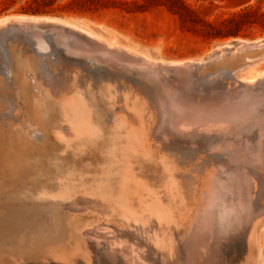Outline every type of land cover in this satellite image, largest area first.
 <instances>
[{"label": "rangeland", "instance_id": "374dc122", "mask_svg": "<svg viewBox=\"0 0 264 264\" xmlns=\"http://www.w3.org/2000/svg\"><path fill=\"white\" fill-rule=\"evenodd\" d=\"M36 1L37 0H0V19L13 16L31 15L34 17L48 16L51 18H58L70 22L80 29L93 34L102 42L114 46V48L121 53L125 50L129 55H141L154 62L185 64L192 62L193 66L191 68V75L186 77L188 80L184 75H180L175 71L159 69L160 71L157 74L153 73L152 76L149 74L150 70L138 69L139 73L144 75L143 78L147 87H150L151 89L153 88V94L151 93L153 95L151 103L155 104L156 107L160 100L159 96L166 98L169 95L175 99V101H185L188 103L192 101L191 104H197V102H200L199 104L201 105L202 101L204 104V101L215 102L214 100H219L220 103H224V100H228L229 95H239L237 93L243 95V93L247 92L248 88L244 87V84L242 83L243 81L248 82L255 80L253 83L251 82L252 87L255 90L251 89L250 92H254L253 94H249H251L250 97L253 100L258 99L259 94L263 95V98H260V100L263 101H261L262 105L260 104L259 108L264 111V77H262L264 76V18L259 16L261 13H264V0H180L182 6L176 11L168 9L164 5V0H101V3L106 4L105 7H100V9L96 11L94 10L95 4H89L94 10L89 13H73L60 9L61 6H64L70 0H57L52 9L48 8L47 10H54V13H35L34 10L38 8ZM74 8L77 9L79 6L76 5ZM244 10H253L254 14L237 18V20H231L234 14L240 13ZM227 20H229V22H225ZM11 31V28L3 30L0 28V219L5 217L7 213L11 212V208L17 205L27 206V204L33 203V199H36L34 194L37 193L38 195H36L40 197L39 195L41 192L48 190L46 186L51 185L54 182L56 183L59 179L60 181H64L66 177L63 176L65 178L63 179L62 177L61 179L59 176L70 169L72 174L69 179L73 185L76 184L77 186H83V188L86 189V193L89 194L102 195L105 199L114 200L115 202L130 203L129 205L133 210L136 209L134 202L139 203L143 200L144 202L152 201L156 203L170 218L174 219L186 217L191 208L192 213L190 212L189 218L191 221H196L209 212L207 209L214 205L215 202L213 196L218 193L221 186H225L226 184V169L223 171L220 166H218L216 171H220L216 172L213 169L215 167L209 169V167H207L208 165L205 166L206 169H199V166L202 164L201 162H198L197 165H200L195 171V159L193 160L189 153L181 151V153L176 152L177 156L174 158L172 157L174 153L168 155L170 162L165 169V171L167 170V173L163 172L158 165H154L152 162L153 160L147 162L145 160L140 161L141 159L138 155V158L133 159L131 164L127 166V170L123 166H119L120 170L118 171V175L117 177H114L109 170V153L104 149L102 142L97 149L90 148L87 145L84 146V144L79 143V136H75L74 134H68L67 141H64L59 138L60 136L56 135V131L53 127L54 124L49 120H46L47 118L44 117V119L41 120L39 117L35 118L34 109L36 104L40 102L39 99L43 97L42 95L44 93L49 94V91L51 90L50 85L46 83H51V80L54 82L59 81V85L64 84L62 86L66 85L67 78H69L70 75L75 79L76 83L80 85H85L83 80L88 83L93 81L88 86V90L91 89V94L89 93V95L92 96V98L94 97V103L95 105H98L100 102V95L102 94L101 89L104 88H100L102 84L99 82L98 84L91 76H88L89 73L95 71V67L89 66V63H95L97 65L101 64L100 66L105 63L107 64L104 66L108 67L110 73L107 77H105V75L102 76V74V80L106 85L109 84L111 86L113 84L112 86L114 88L116 87L114 90L117 89V100H120L123 91L120 89L121 85H114L113 78L115 77L117 80L121 78L120 80H122L123 77V79H125L126 77L123 76V74L127 73V71L124 69L132 71L137 68L133 67L128 62L120 61L116 63L115 61L114 63V61L112 62V60L108 58V60H106V57L102 56L101 51L99 52L97 50L96 45L79 38V35L74 36L64 34L59 31L57 32L56 30L52 31V34H43L42 32L36 31L30 33L28 30L19 28L14 29V34L10 33ZM37 37L43 39L44 43L42 42L41 48L43 50L48 48L44 51L45 53L39 52L42 56L46 55L48 60L45 59L44 61L41 55H35L39 50V46L36 43ZM56 39L61 42L70 39H73V41L75 40L74 43L80 45L79 51L81 53L79 51L77 53L71 52L70 57L74 59H87L84 61V66L90 70L88 71L81 65L74 64L69 60L68 62L64 61L65 63L55 61L48 50L55 47ZM245 45H248L249 47L246 50H242V47ZM86 48L88 50H86ZM73 54H75V56ZM27 58L29 59L27 60ZM52 59L54 61H52ZM42 61L45 62V67L51 71L50 74L53 75H50L52 79L49 81L47 80L48 76L42 74ZM29 64L32 66H28ZM57 64L59 66L65 64L64 67L69 65L71 68H68L67 70L65 69V75L62 76L55 69ZM120 64L124 65L121 66ZM30 68H32V70ZM118 68H121V70ZM96 69L99 70V67ZM141 70L143 72H141ZM182 76H184V79L181 78ZM90 78H92V80H90ZM159 78L163 79L162 83L159 81ZM28 79H31L32 81ZM180 84H182V87ZM23 85L34 87L33 95L35 98L32 95L31 97L28 95L29 98L27 97V86ZM106 85L105 87H107ZM50 93L52 92L50 91ZM16 94L18 95L16 96ZM133 96L134 94L132 97ZM136 97L134 98L137 100H144L143 96L140 97L138 95ZM44 98L45 97L42 99ZM107 117L108 115L104 116L103 125L106 130L103 133L104 137L107 134ZM38 119L40 121H38ZM10 125L11 127H9ZM105 138H107V136ZM191 145L193 144L188 143V146ZM28 148H30V150ZM170 157L172 159H170ZM217 159L218 158H215L216 162L220 160ZM223 164L225 165L226 163L223 162ZM225 166L228 165L226 164ZM200 170H203V172ZM207 170L209 174L218 176L212 181L214 187L211 183L200 185L198 182L193 183L194 180L191 182V178L197 179L198 177H207ZM174 179H178V186L174 183ZM219 179H222V181L217 184ZM70 181H68V183ZM259 186L260 187H258L256 191L257 200L262 199V197L264 198V196L261 195V183H259ZM173 187H179L175 194L172 192ZM131 188L135 190L136 195H138L136 198L135 195L130 192ZM37 190L38 192H36ZM50 190L51 188H49L48 191ZM197 192H199V194ZM165 193L171 194L174 200L173 204L163 200ZM51 196L53 197L49 200L55 198L54 193H52ZM234 197L233 201L238 202L236 196ZM226 198L225 202L230 203V195L229 198ZM84 205H90V203H84L80 206ZM216 208L220 209V207L218 208V206H216L213 211L208 213H211L213 217L215 216L217 221L214 228V233L216 234L213 233L214 235L212 234V239L209 240V243L210 241H213L210 244V250L213 254L215 253V256H217V258L214 259L215 262H211V264L221 263L219 262L221 257V242H216L218 240L215 238L218 237L217 239H219L220 236H225L223 229H227L220 225L222 224V210H217ZM27 209L31 208L28 207ZM41 209L42 210L39 212L40 215L36 211L27 212L29 215L27 218L31 219H29L30 221L28 223L24 222V226L27 225L28 227L26 230L31 232L35 231V224L38 222L47 223L50 226L51 224H54L56 226L58 223H54V221H60L68 216L66 222L63 223L64 226L61 225L64 241L62 242V240L58 238L52 242L63 248H67L66 246H68V244L66 245V242L69 236L72 239L69 238L71 244L75 242L77 237L73 231L76 232V227L80 228L82 224L80 222L79 225H74L73 223L77 221V219L74 220L71 215H75L78 218H80V216L84 218L91 217L92 215L94 220L91 219L88 224L97 221L94 223L95 226L100 224L101 221L96 218L97 215L95 216V214H90L83 210L69 209L65 211V216H61L57 215L58 213H55V211H53V215L50 214L48 207ZM134 211L137 212L136 210ZM168 211L170 213H168ZM110 214L107 213L106 216L112 220L118 221L119 223L125 221V218L120 219L115 213L114 215H112L113 213ZM255 220L257 221L256 227L258 228L256 237L254 235L252 239L254 251L252 252V257L251 260L248 261V264H250L251 261L253 264H264V211L257 215ZM123 223L125 224V222ZM235 224L236 223H234V225ZM220 226L222 235H219L218 233L220 231ZM229 226L231 228L233 227L232 225ZM4 228H1V231ZM6 230L8 229L6 228ZM1 231L0 237L3 241H0V256L2 257L0 259V264L2 261L4 264L40 263L36 258L32 257V254H35L34 256L38 257L40 255L39 252L32 253L24 250L23 246H20L17 243H9L13 238L16 240L24 235L25 238L29 239L32 234L28 237L25 234L27 231L24 230L21 233H18L19 235L16 237H13L14 235H9L8 231L6 234L5 231L6 236H2L5 234L1 233ZM11 233H13V231ZM97 235L98 234L96 233V236ZM226 235L229 239L231 238L227 233ZM83 236L85 237V235ZM105 236L101 235L103 238H100V241L103 244L106 242V238L110 237L109 235ZM154 240L157 241V239ZM231 241L232 240L227 241L225 245L227 246L229 244L227 247L231 246L232 243H234ZM214 246L215 249L213 250ZM216 246H218V249H216ZM234 246L235 243L233 248ZM81 247L84 248L82 244H80V248ZM235 248H237L236 252H238V247L235 246ZM92 250L94 252V255H92L94 257L93 264H100L98 262L100 257L105 262L103 264H114L110 260L108 261L107 257L103 254V246H99V248L95 246ZM97 251L98 253H96ZM180 252H182V248L180 249ZM181 254L182 253L177 252V255H173L171 259H165L162 264H189V261L186 259V254L183 257ZM222 256H224V258H229L228 254H223ZM236 258L239 259L236 261V264H241L242 262V264H244V260L242 261V258L237 253ZM89 260H91L90 257Z\"/></svg>", "mask_w": 264, "mask_h": 264}, {"label": "bare ground", "instance_id": "6f19581e", "mask_svg": "<svg viewBox=\"0 0 264 264\" xmlns=\"http://www.w3.org/2000/svg\"><path fill=\"white\" fill-rule=\"evenodd\" d=\"M0 28L1 30L11 28L12 31L10 33L13 34L15 33L14 29L19 28L28 30L30 33L36 31L42 32L43 34H52V31L56 30L57 32L59 31L64 34L74 36L79 35V38L96 45L97 50L99 52L101 51L102 56L106 57V60L110 59L112 62L114 61V63L115 61L116 63L120 61L128 62L133 67L137 68L132 71L124 69L127 71V73L123 74V76L126 77L125 79H123V77L122 80H120L121 78L118 80L115 77L113 78L114 85H121L120 89L123 91L122 93L120 90L123 95H121L120 100H117V89L114 90L116 87L114 88L112 84V88L109 84L106 85L102 80V76L105 75V77H107L110 73L108 67L104 66L106 63L102 66H100L101 64L97 65L95 63H89V66L95 67V71L89 73L88 76H91L94 81H97V83L99 82L102 84L100 88H104L101 89L102 94L100 95V98L98 97L100 99L98 106L94 103V97L92 98V96L89 95L91 89L88 90V86L93 81L88 83L83 80L85 85H80L77 84L75 79L70 75L69 78H67L68 80L65 86H62L64 84L59 85V81L54 82L51 80V71L45 67V62L42 61V74L48 76V79L46 78L48 81L51 80V83L47 82L46 84L50 85V91L52 93H50V91L49 94L44 93L42 96L45 98L42 99V97L39 99L40 102L36 104L34 109L35 118L39 117L40 120L44 119V117L47 118L46 120H49L54 124L53 127L56 131V135L60 136L59 138L64 141L68 138V134H74L75 136H79V143L84 144V146L87 145L90 148L97 149L102 142L104 149L109 153V170L114 177H117L118 175V171L120 170L119 166H123L127 170V166L131 164L133 159L138 158V155L140 156V161L145 160L147 162L153 160L152 162L154 165H158L163 172L167 173V170L165 171V169L170 162L168 155L174 153L173 156L171 155L174 158L177 156V153H181V151L189 153L191 155L190 157H192L193 160L195 159V171L200 165H197L198 162H201L202 164L199 166V169H206V165H208L207 167H209V169L215 167L213 168L214 171L217 170L218 166H220L223 171L226 169V184L225 186L223 185L224 187L217 186L221 189L215 196H213L215 201L214 205H212V203L210 208L207 207L209 212L213 211L216 206H218V208L220 207V209L216 208L217 210H222V224L220 225L227 228H222L225 236H220L219 239H217L218 237L215 238L218 240H215L216 242H221V257L220 261H218L221 262L219 264H236V261L239 260L236 258L237 253L242 258V261L244 260V264H248V261L251 260L252 252L254 251L252 239L254 235L256 237L258 228L256 227L257 221L255 220V217L264 211V198L256 199V191L257 188L260 187L259 183H261V195L264 196V111L259 108L260 104L262 105L261 101L263 100H260V98H263V95L258 93V99L253 100L250 97L251 94H249H253V90H255L251 84V82L253 83L255 80L248 82L243 81L242 83L244 84V87L248 88L247 92H242L243 95L241 93H237L239 95H229V97L227 96L228 100H224V103H220L219 100H214L215 102L204 101V104L202 101L201 105L199 104L200 102H197V104H191L192 101L190 103L185 101H175V99L169 95L166 98L159 96L160 100L156 107L155 104L151 103L153 88L151 89L150 87H147L143 78L144 75L140 74L138 69H148L150 70V73L148 72L150 75L153 73L157 74L160 71L159 69L175 71L180 75H184L186 78L191 75V68L193 66L192 62L186 64L154 62L141 55H129L125 50L121 53L115 49L114 46L102 42L93 34L80 29L76 25L62 19L51 18L48 16L34 17L31 15L13 16L4 19L1 18ZM42 42V38H36L39 50L37 53L34 52L35 55L40 56L41 53H45L44 51L48 49L43 50L41 48ZM55 42V47L48 50L55 61L65 63L69 60L74 64L81 65L88 71L90 70L84 66V61L87 59H74L70 57L71 52L77 53L80 49V45L74 43L75 40L73 41V39H70L62 42L57 40ZM248 47V45H245L242 47V50H246ZM86 50L88 49L86 48ZM73 55L75 56V54ZM41 57H43L44 61L47 59L46 55H41ZM28 59L29 58H27V60ZM52 61L54 60L52 59ZM30 65L31 64L28 66ZM64 65L65 64H61L59 66L57 64L55 67L56 71L62 76L65 75V69L67 70L68 68H71L68 64L67 67H64ZM109 65L112 66L111 64ZM97 67H99V70L96 69ZM30 69L32 70V68ZM118 69L121 70V68ZM141 72L143 71L141 70ZM184 76L181 78L184 79ZM92 78H90V80H92ZM159 81L162 83L163 79L159 78ZM105 85L107 87H105ZM181 85L182 84H180V86ZM33 89L34 87L31 86L26 87L27 97L28 95L29 97L32 95L35 98L33 95ZM251 89H253V92H250ZM170 92L173 93L172 91ZM133 94L134 96L132 97ZM17 95L18 94H16V96ZM138 95L140 97L143 96L144 100H137L136 96ZM105 115H108L107 134L105 135L107 138L103 136V133L106 131L103 125ZM40 120L38 119V121ZM9 127H11V125ZM188 143H192L194 146H188ZM28 149L30 150V148ZM215 158L220 160L216 162ZM170 159L172 158L170 157ZM223 162L228 166H225L226 164L224 165ZM70 170L60 174L59 177H61V179L63 176L66 177L64 181L57 179L58 181H56V183L54 182L53 184L46 186L48 190L51 188L50 191L45 190L41 192L39 195L40 197L37 196V193H33L36 197L35 200L33 199L34 204L29 203L27 206L17 205L11 208V212L7 213L5 217L0 219V231L1 228L4 227L8 229H2L1 233L5 234L6 231L7 234L8 231L9 235H14L13 237H16L19 235L18 233H21L24 230L27 231L26 229L28 227L27 225L24 226V224L28 223L30 221L29 219H31L27 218L29 216L27 213L28 211H36L40 215L39 212L42 210L41 208L46 207L49 208V212L52 215L54 214L53 211H55V213H58L57 215L65 216L64 213L66 210L74 209L95 214V216L97 215L96 218L101 220L100 224L96 225L98 227H96L94 223L97 221L88 224L91 219L94 220L92 215L91 217L86 218L81 216L78 218L75 215H71L74 220L77 219V221L73 223L74 225H79L80 222L82 224L80 228L75 226L76 232L73 231V233L76 235L77 239L73 244H71V237H68L66 242V245L68 244V246H66L67 248H63L52 242L58 238L62 240V242L64 241L61 225L64 226L63 223L66 222L68 216L60 221H54V223H58L56 226L54 224H51L50 226L43 222L36 223L35 231H27L25 233L28 237L32 234L29 239L25 238L24 235L16 240L13 238L10 242L8 240L9 243H17L18 245L23 246L24 250L32 253L39 252L40 255L38 257H35V254H32V257L40 262L39 264H93L94 257L92 255H94V252L92 249L95 248V246L98 248L99 246H103V254L107 257L108 261L110 260L114 264H162L165 259H171L173 255H177V252L182 253V257L186 254V259L189 261V264H211V262H215L214 259H216L217 256H215V253L213 254L210 250V244L213 241H210L209 243V240L212 239L214 234H216L214 233V228L217 221L216 217H213L211 213L208 214V212L206 215L201 216V218H197L198 220L191 221L189 220L190 212L192 211L190 206L191 209H189L186 217L174 219L170 218L156 203L152 201L144 202L143 200H139V203L134 202V205L136 206V209L134 210L137 211L135 212L130 207V203L115 202L114 200L105 199L102 195L89 194L86 193V189H84L83 186H77L76 184L73 185L69 179L72 174ZM200 171L203 172V170ZM219 171L220 170L216 172ZM206 176L207 177L203 178L198 177V181L196 178L190 177L191 182L194 180L193 183L198 182L200 185L211 183L214 187L212 181L218 176L209 174V172ZM65 177H63V179ZM68 181L70 182L68 183ZM173 181L176 184L178 183V179H174ZM221 181L222 179H219L217 184ZM178 188L173 187L172 192L175 194L178 191ZM36 192H38V190ZM130 192L135 195V198L138 196L132 188ZM52 193H54L55 198L49 200L53 197L51 196ZM197 193L199 194V192ZM229 195L231 198L230 203L225 202V199H227L226 197L229 198ZM234 196H236L238 202L233 201V198H235ZM163 200L171 204L174 203L170 193H165ZM84 203H90V205L80 206ZM28 207L31 209H27ZM107 213H113L112 215L115 213L120 219L125 218V221H123L125 224L123 222L119 223L118 221L112 220L106 216ZM168 213L170 212L168 211ZM234 223L236 224L234 225ZM227 224L232 225L233 227L231 228ZM10 231H13V233ZM96 233L99 236H96ZM218 233L219 235H222L221 226ZM226 233L231 237L230 239L227 237ZM6 234L2 236H6ZM83 235H85V237ZM101 235L110 236L106 238L104 244L100 241V238H103ZM1 239L0 241H3V239ZM154 239H157V241ZM230 240H232L235 243V246L238 247V252H236L237 248H235V246L233 248L234 243L229 247H227L229 244L227 246L225 245L226 242ZM80 244H82L84 248L81 247V249ZM217 247L218 246H216V249H218ZM181 248L182 252H180ZM214 249L215 246L213 247V250ZM96 253H98V251ZM223 254H228L229 258H224V256H222ZM89 257L91 260H89ZM1 258L2 257L0 256V259ZM98 262L100 264L105 263L101 257ZM1 264H4V262L2 261ZM250 264H253V262L251 261Z\"/></svg>", "mask_w": 264, "mask_h": 264}, {"label": "trees", "instance_id": "16d2710c", "mask_svg": "<svg viewBox=\"0 0 264 264\" xmlns=\"http://www.w3.org/2000/svg\"><path fill=\"white\" fill-rule=\"evenodd\" d=\"M57 0H37V9L34 10L35 13H54V10L47 11L48 8L52 9L54 4L56 3ZM165 1V6L172 10L176 11L181 8V1L180 0H164ZM89 4H95V9L94 10H99L100 7L104 8L106 4L101 3V0H70L65 4L64 6H61L60 9L62 10H67L69 12L73 13H89L93 12V8ZM79 6V8L75 9L74 6ZM254 14L253 10H244L240 13H236L232 16L231 20H237V18H242L246 17L249 15ZM261 18H264V13H261L259 15ZM229 22V20L225 21ZM231 22V21H230Z\"/></svg>", "mask_w": 264, "mask_h": 264}]
</instances>
